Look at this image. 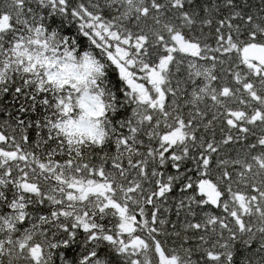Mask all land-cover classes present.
I'll use <instances>...</instances> for the list:
<instances>
[{
    "label": "snow or ice",
    "instance_id": "6c2138e0",
    "mask_svg": "<svg viewBox=\"0 0 264 264\" xmlns=\"http://www.w3.org/2000/svg\"><path fill=\"white\" fill-rule=\"evenodd\" d=\"M0 264H264V0H0Z\"/></svg>",
    "mask_w": 264,
    "mask_h": 264
}]
</instances>
